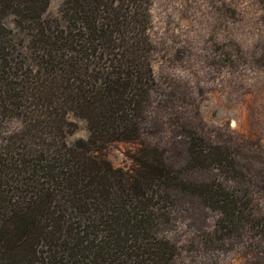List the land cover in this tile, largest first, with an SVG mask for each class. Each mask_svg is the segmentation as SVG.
Here are the masks:
<instances>
[{
  "label": "trees",
  "instance_id": "16d2710c",
  "mask_svg": "<svg viewBox=\"0 0 264 264\" xmlns=\"http://www.w3.org/2000/svg\"><path fill=\"white\" fill-rule=\"evenodd\" d=\"M49 1L0 0V121L13 123L0 135V264H174L161 231L179 196L216 212L213 235L264 236V214L227 181L182 177L157 148L131 170L96 154L144 130L152 0H63L47 17ZM69 115L87 140L67 143ZM238 161L202 137L185 148L194 168L237 174Z\"/></svg>",
  "mask_w": 264,
  "mask_h": 264
},
{
  "label": "rangeland",
  "instance_id": "374dc122",
  "mask_svg": "<svg viewBox=\"0 0 264 264\" xmlns=\"http://www.w3.org/2000/svg\"><path fill=\"white\" fill-rule=\"evenodd\" d=\"M63 0H50L45 15L57 17ZM149 36L156 82L144 130L135 141L100 146L97 155L131 170L141 147L157 148L178 175L226 183L252 198L264 214V6L261 0H152ZM10 17L6 23L11 26ZM66 138L87 140L86 122L68 116ZM0 121V135L6 127ZM204 138L238 157L239 173L186 165L191 138ZM229 180V181H228ZM174 221L161 235L177 246L174 264H264V236L211 232L217 214L194 197L179 196Z\"/></svg>",
  "mask_w": 264,
  "mask_h": 264
}]
</instances>
